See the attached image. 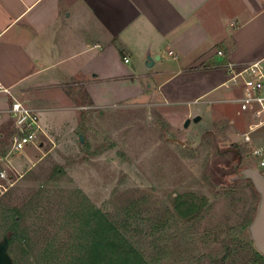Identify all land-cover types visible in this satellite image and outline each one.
<instances>
[{
  "label": "rangeland",
  "instance_id": "obj_1",
  "mask_svg": "<svg viewBox=\"0 0 264 264\" xmlns=\"http://www.w3.org/2000/svg\"><path fill=\"white\" fill-rule=\"evenodd\" d=\"M134 82L115 84L108 106L87 107L82 96L78 130L58 134L54 143L42 140L45 148L38 151L33 165L14 174L0 163L9 176L3 182L7 190L0 192V241L6 236L8 210L24 207L40 194L46 213L42 221L33 223L34 257L28 258L30 250L21 251L19 242L9 247L14 264H38L35 257L47 244L55 242L57 248L68 244L71 237L60 219L71 203H84V196L111 219L136 204L145 220L165 223L176 214L175 199L190 194L206 199L207 213L193 229L191 223L179 221L178 229L187 236L165 240L160 264H249L243 253L223 260L222 251L229 234L237 235L239 243L251 242L248 226L256 215L259 196L249 181L236 180V165L260 169L251 153L254 145L264 142V127L254 133L253 144L241 141L247 123L256 122L254 105L209 104L211 97H207L192 105L206 111L202 120L196 123L195 117L190 118L185 128L188 119L151 96L120 99L139 93ZM143 89L148 90L145 85ZM4 140L0 155L35 158L38 141L12 152L10 133ZM237 148L242 152L240 161L235 156ZM237 240L231 247L241 252L245 247ZM66 254L63 249L60 258Z\"/></svg>",
  "mask_w": 264,
  "mask_h": 264
},
{
  "label": "crops",
  "instance_id": "obj_2",
  "mask_svg": "<svg viewBox=\"0 0 264 264\" xmlns=\"http://www.w3.org/2000/svg\"><path fill=\"white\" fill-rule=\"evenodd\" d=\"M256 62L264 67V0H0V81L38 112L41 127L34 159L3 153L0 163L19 173L43 141L78 130L80 90L96 108L108 106L115 84L137 81L139 93L120 99L151 96L203 118L192 105L207 97L234 105L242 95L226 65ZM11 102L0 95V111ZM14 132L11 116H0L1 143Z\"/></svg>",
  "mask_w": 264,
  "mask_h": 264
},
{
  "label": "trees",
  "instance_id": "obj_3",
  "mask_svg": "<svg viewBox=\"0 0 264 264\" xmlns=\"http://www.w3.org/2000/svg\"><path fill=\"white\" fill-rule=\"evenodd\" d=\"M80 92L81 98L82 96L85 98L84 105H92L88 95L83 90ZM68 93L71 95L73 91ZM235 156L239 161L242 160L240 149L235 150ZM55 173L59 174L60 170L57 169ZM84 200L85 202L81 205L71 203V208L67 210L64 218L60 219L65 223L64 227L70 234V242L58 248L55 242L47 244L35 257L38 264H160L165 240L187 236V233L178 229L179 221L191 223L193 229L199 225L207 213L206 199L192 194L175 199L176 214L168 218L165 223L155 218L145 220L144 216L137 212L136 204L123 208L121 213L111 219L90 204L86 196ZM43 205L44 199L38 194L32 197L24 207L8 210L4 215L7 224L6 236L9 238L11 249L16 242H19L21 251L26 249L29 252L30 250L28 258L34 257L33 253L37 250V244L33 243L32 237L33 223L44 219L46 213ZM144 221H147V224H144ZM176 228L178 230L170 232ZM237 237V235L229 234L222 251L223 260L243 253L248 256L249 264H264V256L254 248L252 241L239 243ZM235 240L239 245H244V250L240 252L239 248L231 247V242ZM63 249L67 254L61 259Z\"/></svg>",
  "mask_w": 264,
  "mask_h": 264
},
{
  "label": "built area",
  "instance_id": "obj_4",
  "mask_svg": "<svg viewBox=\"0 0 264 264\" xmlns=\"http://www.w3.org/2000/svg\"><path fill=\"white\" fill-rule=\"evenodd\" d=\"M173 54V52H170ZM219 56H223V51L218 52ZM128 63L129 60H126ZM227 70L230 74V83L232 87L240 86L242 88V95L233 100L235 103H242L244 105H254L253 121L248 126V129L241 134V141L247 144H253L254 133L264 127V67L261 62L253 63L247 67L238 68L234 64H227ZM231 87V86H230ZM16 92L13 88L6 86L0 81V95L8 96L12 99L10 108L7 112H1L0 116L5 113L9 114L13 120L15 132L12 137V152H21L25 147L38 141L40 142V117L36 110L19 100L15 96ZM253 157L257 159L260 165L258 169L264 174V142L254 145ZM9 180L6 171H0V192L6 189L3 185L5 181Z\"/></svg>",
  "mask_w": 264,
  "mask_h": 264
},
{
  "label": "water",
  "instance_id": "obj_5",
  "mask_svg": "<svg viewBox=\"0 0 264 264\" xmlns=\"http://www.w3.org/2000/svg\"><path fill=\"white\" fill-rule=\"evenodd\" d=\"M147 60L146 64L149 67H152L154 65L152 57L149 56ZM201 120V116H197L193 119L196 123ZM190 123L191 120L188 119L184 125L185 128H187ZM81 141H84L83 136H81ZM236 180L249 181L259 196L257 212L253 221L248 226V232L254 248L264 256V174H262L257 168L251 166L239 169L238 165H236ZM9 247V238L8 236H4L0 241V264H14L13 258L9 253Z\"/></svg>",
  "mask_w": 264,
  "mask_h": 264
}]
</instances>
